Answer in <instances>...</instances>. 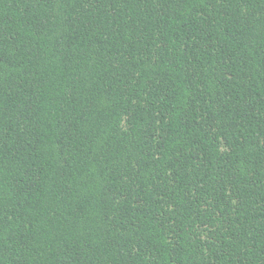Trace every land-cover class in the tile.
<instances>
[{
  "label": "trees",
  "instance_id": "1",
  "mask_svg": "<svg viewBox=\"0 0 264 264\" xmlns=\"http://www.w3.org/2000/svg\"><path fill=\"white\" fill-rule=\"evenodd\" d=\"M0 264H264V0H0Z\"/></svg>",
  "mask_w": 264,
  "mask_h": 264
}]
</instances>
